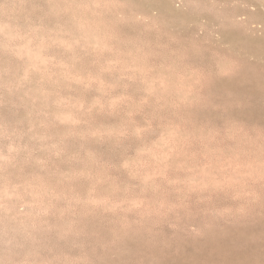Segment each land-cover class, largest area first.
<instances>
[{"label":"rangeland","instance_id":"rangeland-1","mask_svg":"<svg viewBox=\"0 0 264 264\" xmlns=\"http://www.w3.org/2000/svg\"><path fill=\"white\" fill-rule=\"evenodd\" d=\"M14 2H15V4H14ZM70 3H72V2L69 1V4ZM88 3L93 7H97V6H99V8L101 7L100 10L104 14H109V13L117 14L118 12L123 11L122 10L123 4H122V2H120L118 0H93V1H88ZM76 4H78L79 7H81L83 5L80 6V4H86V2L81 3V1H78ZM28 5H29V3H27L26 0H23V1L22 0H15V1L14 0H0V7L2 6L1 9L2 8L4 9V7H5V9L2 10L3 12L0 11V17H2L0 19V20H2V21H0V28L4 29L3 30L4 32L1 31L2 29H0V36H2V38H3L6 35L7 38H10V39H8V41H7V39L4 40L6 42L0 41L1 42L0 52L3 51V52H7L5 54H8V55H5L2 52L5 55L4 56L2 53H0V57H1L0 58V60H1L0 64L2 63L3 65L2 64L1 65L5 66L4 69H3V67H1V69H0V110L2 109L1 107H3L2 111L0 112V198H1L0 200L3 199L2 201H0V206L2 203L3 206H7L8 208L7 207L6 208L11 210L12 209L11 207L13 205H15L16 201L19 203H25L28 200L30 202H28V204L27 203H25V204H27L29 206L28 210H30V211L28 213L31 212L29 215H25L26 217H24L23 219H19L20 221L18 219H12L11 220L5 214H4V216H2V218L0 216V255L2 254L0 256L1 257L0 258V262H1L0 264H13V263L19 264L18 259L20 260L21 257L24 258V256L26 254H27V256H25V257H29L30 259H32V264H39V263L40 264H159V263L160 264H166L163 260H162L163 262L161 261V258H164V257H160V256L158 257L155 255V258H154V256H152L151 252H148L146 249L144 250V248L141 249V247L138 245V242H137L139 235L140 236L142 235L141 237H143V236L148 237L149 236L148 238L146 237L147 241H149V239H150L151 241H149V243L151 242V244H153V245H156V243L159 244L158 246L161 248H164V250H166L165 252L168 253L167 257L169 256V254L172 253L171 255L173 257H171V255H170L171 258H174V256L176 257V255H178V253L183 252L180 249H178L176 246H174V244L171 243L172 245H169L170 241L173 242V239L176 240L177 238H180L178 240H180L184 243H186L188 241L185 245V249H186L185 251L187 254H188V252L193 253V251L198 252V257L200 258V264H246V263H251V261H252L251 264H264L263 260L257 261L255 259H253V254L264 255V192L261 193V195L259 196L257 201H255L251 205H248L249 207L246 208L247 209L246 212L242 213V215L239 218L237 217L235 220H234V218L230 219V220L227 218L221 219V217H218V215H216V213H214L212 210H210V209L207 210V206H209L208 205L209 202H210L211 208H212V205H214V204H211L212 200L209 201L208 197H207L208 199L205 198L204 201H202V199L198 200L200 202V203L197 202L198 205H196L194 203L195 201L194 202L191 200L189 201V199H191V197H187L188 199L185 198L184 200L183 199L182 200L183 201L188 200V201L187 202L185 201V203L183 202L181 204V201H182V200L180 201L181 198L180 199L177 198L179 196V194H178L179 191L177 192L176 189L171 190V188H178L177 185L178 184L180 185V181L177 182V181L173 180L175 182H172L170 179V175L171 176L173 174L178 175L179 173L182 172L181 170L180 171L177 170L178 172L175 170L174 171L175 173H172L173 172L172 170L170 173V170H168L169 171L168 174L170 173L168 175L170 181L168 178H166V180H168L171 184L169 182H167L166 180H164L165 176L168 177L167 175H165L164 177H162L163 176L162 175L160 177L161 179L163 178V180H161L162 183L159 182V180H160L159 178L156 179L159 182V183L156 182L157 184L154 182L155 181L154 179L157 176L155 175V177H154L153 175H151L153 178H150V179L154 180V181L152 183V182H150V180L148 178L147 180L149 181V183L154 184V185H159L160 183L161 184L159 186V190L153 189V191L155 190V192L150 190V188H154V187L158 188V186H154V185L150 186L149 183H146V181H147L146 178L149 177V176H147L148 171H151L150 173H148V175L152 174L153 172H156L155 168L152 169L150 167V165L147 167V165L149 164V161L152 158V157H148V156H150V155H148L149 151L145 150L148 156L146 155V153H144L145 151L143 152L144 154H141V155H144L145 157H147V159H150V160L146 161V158L144 156L139 155V158H140L139 160H141V163L136 164V165H139L136 167L140 168V170H138L137 174L139 175L140 174L139 172L142 171V173L136 177L142 178V179L138 180L137 178L135 179V178L131 177V179H132V181H131V179H129L130 174L123 168V166L120 165V163L119 164L117 163L118 162L117 154H119V152H121V151H123L124 153L127 152L128 155L131 153L133 156L136 155L134 153L135 150L133 148H136V146H137L136 143H138L139 141L137 142V141H135V139L133 141V136L131 133H129V126L132 125V123H133L132 121H134L133 124L143 123V126L145 128L143 127L141 129V131H143V130L144 131L141 132V134H143V135L140 136V137H142V140L140 139L142 142L140 141L138 144H142V143L144 144L143 140L144 141L147 140V141H145L144 145L148 146L147 147L148 150H152V151L154 150L153 151L154 154H156V152L158 153V150L160 149V148H158L159 147L158 145L153 144L154 142H156V143L159 142L160 139H158L156 141L157 137L161 138V132H159V128L161 131L168 124L173 125L175 123L174 126L176 127V123H178L177 125H180L181 127L180 126H178V128L176 127L175 131L177 133L182 134V138L180 139L181 141H179V139L177 140L178 141V143H177L178 144V150H179L178 156H181L180 157L181 159L186 158L185 160H187V162L189 161L188 159H190V162L187 165H189L190 163H196V161H197V163L192 164V165H198L201 163V160L203 162V160L206 158V155H203L204 156L203 157L202 154H205L207 152V150H206L207 146H205V145H207V139H204L205 137H204V134H202V133H204V130L207 131L209 129L208 128V126H209L208 122H206L207 121L206 114H207L209 107H208V103H207V96L205 94L206 92L204 89V82H205L204 79L206 78L205 77L206 70L203 67L202 63H200L199 61L194 62L193 60H191L188 57L183 58V60L179 63V65H181L183 67L182 69H184V67L186 66L185 69L190 68V70H192V72H194L193 77L195 76L194 77L195 82H193V83L199 84V86H201L200 88H202V86H203L202 89L196 88L194 90V92L200 93V96L196 99L197 101H194L192 106H190V108H188L189 111L187 108L180 109L181 108L180 107L178 109H174L173 107H168V106L165 107L163 104L162 105L160 104L159 100L161 98L159 99L157 97H154V98L151 97L152 98L151 101L153 103L151 101H150L151 103L150 102L147 103L145 100H142L143 98H138V100H137L138 95L142 92L144 93V90H136L135 89V86H138V85L140 86L141 83L143 84L144 80L142 78H140L138 76V78H140V79L136 78V80L133 79L135 81L132 80L130 82L127 81V80H130L127 77H126L127 79L125 77L124 78L121 77L120 80H119V78L114 77L115 78V80H114V78H112L111 76L109 77V75L112 73V71L109 74L107 71L105 72V70H103L104 72H102L103 68H100L101 65L99 64V61L96 62L97 61L96 59L103 56L102 54L113 53L112 50L117 47L116 43L112 44V47L114 45V48L111 47V48H107V50H105V51H100V52H102V54L99 55L98 54L99 51L95 52L91 47L92 45L87 41V37L90 34L83 33L81 35L80 34L75 35L74 33L69 32L71 34V35H69V33L64 32V30L57 32V30H55V28H49L47 26V23L42 24L43 23L42 21L39 22L40 18L37 19L35 16H34L35 18L30 17L26 11V8H24ZM14 6L18 9H16ZM13 7H14V11H11V9L13 10ZM9 8H10V10H9ZM81 9H82V11L86 10V12L90 11L89 8L81 7ZM9 11H11V13L14 12L13 14H11V16H13V17H11L9 15L10 14ZM22 11L24 13L21 14ZM1 13H3V14H1ZM14 14L19 17V20H20L19 24L16 23V21H13V19L15 20ZM27 14H28V16H27ZM120 15L122 16V14H120ZM31 18L32 19L34 18V19L31 20ZM36 20H38L39 24H37ZM29 21H32V22L34 21L33 22L34 24H32V22H29ZM24 22L27 25V26L25 25V27H24V24H25ZM35 23L37 25H35ZM15 24H17V26ZM41 24L43 26L45 24L46 25L44 27H42ZM29 25H31V26L35 25L36 27L34 26L32 28L31 26L29 27ZM86 26L87 25H84V28H83L84 30L88 29V26L87 27ZM42 28H45L44 31H41V30H43ZM47 29H48V31H47ZM50 29H52V31L53 30L54 31L52 32V31H50ZM140 29L139 30L134 29L132 32L118 31L119 33L116 32V33H118L116 37L122 36L121 38H124L126 40V42H124L125 40L123 41V39H120V41L125 43V45H127V37H134V40H136V41H139V39H140V41L142 40L144 43L139 41L136 43V45L140 46L142 44L141 46L144 47V48H142L143 53L145 51L148 53H150L152 51V52H156V54L159 50L157 45L160 46L161 44L163 45V43H165V46H167V44L169 45V44L177 43L180 41L178 39H181L178 36L180 30L178 28H174V27L173 28L167 27V29H166L160 24H151V23L147 22V23H143L142 29L141 30ZM5 32H7V33H5ZM54 33H56V34H54ZM57 33H59V35H64L65 37L69 38L68 42H67L68 38L65 41V43H64L65 46L60 47L61 46L60 43L58 44V42L56 40H54V39L52 40V38H55V36L58 35ZM141 34H143V35H141ZM146 34L151 36L150 40H148L149 38H147V39L145 38ZM255 34L259 35L258 37L263 36L262 32H258ZM83 35H84L85 39H84ZM81 37H83V38H81ZM172 37H174V38H172ZM109 39L115 40L116 38H113L111 36V38H109ZM117 39L119 40V38H117ZM72 40L74 41V43H72ZM109 41L112 42L111 40H109ZM103 42H105L104 44L110 43V42L108 43L106 41H103ZM139 43H140V45H139ZM147 43L148 44L150 43L151 45L150 44L148 45ZM64 44H62V45H64ZM5 45H6V47H5ZM1 46H3V47H1ZM57 46H59V48ZM141 46H140V48H141ZM89 47H91V48H89ZM150 48H151V50H150ZM59 49H61V50H59ZM89 49H91V51L88 52ZM110 49H111V51H110ZM53 50H54V52H53ZM117 50H118V48H117ZM117 50L114 49V52H116ZM103 52H105V53H103ZM146 52L144 54H147V56L150 55ZM86 54H88V55H86ZM90 54L91 55L94 54V55H92V57H91ZM144 54H143V56H145ZM56 55L57 56L59 55V57H57ZM7 56L9 59L6 58ZM63 56H64V58H63ZM67 56L69 58L72 57L71 59L67 58L69 60H72V61H70L72 64L66 59ZM94 56H95V58H94ZM151 57H148V58L151 59ZM88 58H90V59L92 58V59L88 60ZM59 59H60V61H59ZM101 59H102V57H101ZM101 59H99V60H101ZM2 60H5L3 62H7V63H3ZM63 62H65V63H63ZM69 63L71 65H69V67L67 66L68 67V71H67L66 65H68ZM61 64H63V65L61 66ZM92 64H94L95 66H93ZM74 65L76 67L73 68ZM51 68H53V69H51ZM56 68L58 70L61 69L60 71H62V72H59ZM65 68H66V70H65ZM94 68L97 70H95ZM117 68L120 69V67H117ZM78 69L81 72L77 71ZM81 69L83 70V75H81L82 74ZM63 70L65 72L67 71L68 73L64 74ZM70 71H72V72H70ZM48 73H50L51 75ZM54 73L55 74L57 73L58 75L57 74L55 75ZM59 73L60 74L62 73L65 75V77L66 76L67 77L64 79V75H62V74L60 75ZM113 73H115V72L113 71ZM196 73H198V74H196ZM106 74H108V76H106ZM202 74H204V75H202ZM20 76H22V77H20ZM142 76H143V74H142ZM15 77H17V78H15ZM61 78L64 80H62ZM105 78H106V80H105ZM200 78H203V79H200ZM35 79H37V80H35ZM49 79H51V80H49ZM123 79L126 82H123L122 81ZM141 79H142V81H141ZM71 80L72 81L74 80L73 86L71 85L72 84ZM3 81H5V82L2 83ZM48 81H49V84H48ZM58 81L59 82L64 81L65 84H64V82L59 83ZM115 81H117V83ZM21 82H22V84H21ZM52 82H54V83H52ZM67 82H68V86H70V88L67 86ZM86 82H88V83H86ZM120 82L124 83V85L121 83L123 86H125L124 88L120 84ZM50 83L55 84L56 86L52 85ZM131 83H133V84L139 83V84L134 86ZM31 84H33V85L41 84V85H39V87H41V90H40V88L38 89V86L35 85L37 90H38V94L36 93L35 97L33 96L34 94L30 91V89H28V88H30ZM127 84H128V86H127ZM20 86H21V88H20ZM101 86H103V87H101ZM131 86L134 89L131 90L130 89ZM196 86H198V85H196ZM52 87H54L56 90L51 89ZM77 87L79 88V90H76V89H78ZM14 88H15V90H14ZM20 90H22V91L26 90V91L20 92ZM121 90H122V93H121ZM52 91H54L53 93L55 95L52 93ZM77 91H79V92H77ZM123 91L125 93L127 91L128 94L123 93ZM128 91L130 92L131 95L129 94ZM16 92H18V93H16ZM19 92L23 95L24 98H25L24 95H26L25 93H27L29 98L31 97L30 101H29V98L27 95L25 98L26 100L23 99ZM29 92H31V93H29ZM39 93H41L40 97H39ZM59 93L60 94L61 93L66 94L67 98L70 96L69 97L70 99L69 98L66 99V102L69 103V105L68 104L66 105V108H67L66 111L68 112L67 115L69 117L68 118L69 121L66 120L65 118H63V119L57 118L56 119V117L54 115H52V113L50 114V111H49L50 109H47V106L49 103H51V104L56 103V102H54V97L60 95ZM71 93H73L74 96ZM111 94H113V95L111 96ZM121 94L122 95L125 94L126 96L127 95L128 96L126 97L125 95H123V96H125L124 97L125 99H123V96ZM6 95H9L10 97H8ZM75 95H77V96H75ZM103 95L106 98H104ZM108 95H109L108 98L111 97L112 99L109 100L107 98ZM119 95H121L122 97L121 96L119 97ZM129 95H130V99H129ZM12 96H13V98L11 99ZM7 98L12 100L13 103L10 102V100ZM41 98H42V100H41ZM71 98H73V100ZM96 98L102 99L101 102L100 101L98 102V100L96 102ZM155 98H156V100H155ZM19 99L24 101V102H22V101L20 102ZM43 99H46L44 101V103L42 102ZM105 99H108L110 101V104H111V101H114L115 102L114 106L115 107L118 106V108L117 107L115 108L112 105L109 106L108 105L109 101L105 100ZM163 99L164 98L161 99V102ZM6 100H9L7 102L10 104H7ZM40 100L42 103L40 102ZM119 100H120V103H121V101H123V105H125L126 107L123 106L122 104H120ZM124 100H126V101H124ZM136 100L138 102L139 101L140 102L143 101V102L137 104ZM15 101H17V102H15ZM25 101H26V103H25ZM27 101L29 102L30 105L27 103ZM80 101H82V102H80ZM90 101H95L97 103L96 107H98L97 105L99 104L100 108L99 107L98 108L100 111L98 109H96L98 111H96L95 109H93V111H92V108L90 106ZM124 102H126V103L132 102L131 104L129 103V105L131 106V108L133 107V109L129 108L130 106L126 105V103H124ZM133 102H135V103H133ZM24 103L29 105V107L27 105H26L27 106L26 107ZM31 103H32V105H35V106H32ZM100 103H102V105H100ZM117 103H119V105H117ZM143 103H145V104H143ZM155 103L157 106L155 105ZM194 103H197V104H194ZM135 104H137V105L132 106ZM139 105L141 106V108H139L140 107ZM152 105H153V107H152ZM41 106H43L44 108ZM127 106H128V108H127ZM32 107H34V108H32ZM121 107L124 109H122ZM72 108H73V110H72ZM137 108L139 110H142L143 112L139 111V113H138ZM24 109H25V111H24ZM110 109L113 111H111ZM136 109H137V111H136ZM3 110L8 112V113H10L11 112L10 110H12V113H13V114L11 113L12 118L9 117L12 120H10L8 118V116L4 113ZM104 111H105V113H104ZM186 111H188V112H186ZM19 112L21 113V115ZM125 112H128L129 114L127 115V114H125ZM14 113L17 115L15 116ZM140 113H143L142 116H143L144 121L140 118V116H139ZM23 115L25 116V119H22L24 117ZM18 116H19V118H21V120L23 122L18 118ZM28 116H29V118H28ZM74 116H75V120H74ZM158 116L161 120L158 118ZM13 117H15L14 120H13ZM72 117H73V119H72ZM137 117H139L140 119L139 118L137 119ZM110 118H112V119H110ZM48 119H49V121H48ZM123 119H124V121L122 123L121 120H123ZM24 120H26V121H24ZM29 120H31V121L29 122ZM110 120L112 121V123H120V122L122 123V124L121 123L120 124L123 125L124 131L127 132L126 135H124V136L122 135L123 136L122 139L120 137L119 139H116V141H111L110 139L107 138L108 137L107 133L105 134L104 132L101 131L100 135L102 137L100 136L101 138L99 137V139L97 140L96 138H94L96 136L92 137V132L91 133L88 131L85 132L88 128L92 129L94 127H99V129H101L102 126H104L103 124L111 123ZM73 121H75V122H73ZM141 121H143V122H141ZM26 122H28V123H26ZM158 122H160L161 124ZM221 122H223V119L216 121L215 124L211 127V129H213V127H214V130H216V131L212 130L213 132L216 133V134L213 133L212 136H214V134H215V141H213V143H215V145L217 144V146H220L221 139H222L221 137H223L225 134V132H224L225 129H223L224 128V122L223 123H221ZM31 126H33V127H31ZM26 128H27V130H26ZM65 128L67 131L64 133H67V134H63V132H62L63 129H65ZM67 128L69 129L70 133H69ZM83 128L84 129L87 128V129L84 131ZM237 128H239V126ZM81 129H82V131H80ZM153 129H155V130H153ZM183 129L185 131L182 133ZM40 130H41V132H40ZM102 130H104V129H102ZM186 133H187V135H186ZM36 134H37V136H36ZM102 134H104V137ZM222 134H223V136H221ZM106 135H107V137H106ZM191 135H193V136H191ZM86 139L88 141H86ZM89 139H92V141L95 140L97 144L94 145L93 143H90ZM193 139H195V140H193ZM88 142L90 144H88ZM146 143H149V144H146ZM53 144H54V146H53ZM91 144L93 145V147ZM134 144H135V146H133ZM96 145H97V147H96ZM151 145H153L155 147V149ZM185 146H186V148H185ZM195 146H198V148H199L198 149L196 147L198 149L197 152L195 150L196 148H192ZM201 146H204L206 148L201 147ZM182 148L183 149L185 148L184 150H186V151H189L192 148L191 150H193V152H191V151L185 152L184 150L180 151V149H182ZM201 148L205 149V150L203 149L204 153L201 152L202 151ZM112 152H116V153L113 154ZM180 152H185V153H181L179 155ZM194 152H196V153H194ZM215 152H214L215 158H217L218 160L219 159L222 160L221 158L218 157L220 155H216V154H220L219 151H217L218 153L217 152L215 153ZM88 153L89 154L91 153L90 154L91 156ZM115 154H116V156H115ZM186 154H188V155H186ZM132 155H130V156H132ZM221 155H222V153H221ZM184 156H187V157H184ZM141 157L142 158L144 157L145 160H142ZM191 158H192V160H191ZM184 159H183V162L181 164L186 163L184 161ZM194 159L195 160L197 159V160L195 161ZM61 160H63V161H61ZM198 160H200V161H198ZM145 161L147 164L146 168L150 167L151 170H149V169L146 170L145 167H144L145 170L141 169V168H143L142 166H143ZM151 161H153V160H151ZM218 162H222V161H218ZM49 163H51V164H49ZM93 163H94V165H93ZM150 163H152V165L154 164V162H150ZM218 164L219 165H217V171H215L214 174H211V175H214L215 178H214V176H212V178H210L209 172L207 174L208 177L205 176L206 175L205 173H204V175H201V176H203L204 179L205 178L209 179V180L205 179L207 182H211L212 181L211 179H215V181H213V182H216L219 184L220 181H222L221 180L222 179L221 178L222 177V171H221L222 167L219 168L218 166H221L220 165L221 163H218ZM118 165H120V166H118ZM187 165L184 164L183 166L186 167ZM53 166H55V167H53ZM68 166L72 167L71 168L72 170H70V168ZM144 166H145V164H144ZM66 167H67V169H66ZM77 167H79V168H77ZM90 167H91V169H89ZM136 167L134 166V168H136ZM152 167H154V166H152ZM83 168H84V170H83ZM184 169H186V168H184ZM195 169H197V168H195V167L191 168L190 167L186 171L191 172V171H195ZM200 169H201V166L199 167V170ZM68 170H70L72 172H68ZM136 170H137V168H136ZM89 171L90 172L92 171L91 173L93 175L90 174ZM186 171L184 170V172H186ZM43 172H44V174H43ZM66 172L68 174H72V178H71V175H70V177H66V178L63 177L62 175H65L64 173H66ZM144 172H146V173H144ZM38 173H40V174H38ZM42 174H43V176H42ZM145 174H146V178L144 180L141 175L144 176ZM176 175H174V176H176ZM174 176H172V177H174ZM76 178L80 182H82L80 180L81 178L83 180H85L84 183L87 185L84 188H87V187L90 188L89 186H91V183L93 181H95L96 186L94 185L93 187L96 190L97 189L98 190L97 191L94 190V193L98 192L96 194L102 198V202H101L102 204H107L109 199L118 197V192L121 194L126 192L127 194L132 195V194H134V190H135V191H137L136 193L143 194V197H144V195H146L144 193H147L148 197L151 196L148 198L146 195V197H145V199L147 198L148 200H150V202H148V200H146L147 201L146 202L143 198V201H145L144 205L145 206L147 205L148 207L151 206V208L150 207L149 208L144 207L146 209L143 210V206H141L143 204L142 203L140 205L142 207V208H140V210H137L139 208V207H137V209L134 212H133L134 209H132V211H130V210L122 211L123 212L122 214L120 211V214H121V216H123L122 218L126 224V226H125L126 231L124 232L126 235L122 234L120 236V234H119V236L118 235L116 236L113 234V232H117L120 229H122L123 227L121 228L120 224L117 223L115 220H113V219L109 220L108 219V217H107L108 211L103 212L101 210L100 212H97L94 215H93V213L90 214L93 217H91L90 215L88 216V214H86L87 216H85V215L80 216L79 215L78 211H79V208L81 206V203H83V200H82V202L77 201L78 200L77 197L82 192L83 187L81 184H79V181H76ZM63 179H64V181H63ZM67 179H68V182H71V183L73 182L72 184L69 183V186L66 183ZM133 179H134V182H133ZM91 180H92V182H91ZM136 180H138V181H136ZM140 180H143L142 184H145V188H148L143 193H141L139 190H137V188H143L144 187V185H143V187L140 186V182H141ZM43 181H45V182H43ZM176 182L178 184H176V185L172 184V183H176ZM183 183L184 182H182V184ZM77 184H79V185H77ZM146 184H148L150 186V188H149V186L146 187ZM172 185H173V187H172ZM246 185H247V182H244L242 187L248 188V186H246ZM65 186H68V187H65ZM79 186H81L82 188ZM93 187H91V188H93ZM108 187L109 188L113 187L112 190L110 188V191L108 194L105 195V193H101L100 188H102V189L104 188L102 190V192H104V190ZM161 187H163V188H161ZM43 188L45 189L44 191L41 190ZM48 188H49V191H47ZM63 188H65V189H63ZM77 188L78 189L81 188V189H79V191H78ZM134 188H136V189H134ZM219 188H221V186H219ZM34 189H37V190H34ZM7 190L11 193L7 192ZM99 190H100V192H99ZM111 191H113V192H111ZM121 191H124V192H121ZM128 192H130V193H128ZM1 193L2 194L4 193L5 196L3 197V195ZM6 193H8V194H6ZM39 193H41V194H39ZM54 194H56V195H54ZM74 195L75 196L78 195V196H76L74 198ZM159 195L161 197H159ZM30 197H31V199H30ZM63 198H65V199H63ZM168 198H170V199L168 200ZM75 199H77V200H75ZM103 199H104V202H103ZM172 199H175V200H172ZM18 200H20V201H18ZM22 200H24V201H22ZM164 200H165V202H164ZM166 200L168 202L172 201L173 205H175V206L177 203V206L176 207L174 206L176 209L172 208V204L170 205V203H172V202H170L167 205L168 202ZM176 200H177V202H176ZM3 201H5V203H3ZM6 202H8V204ZM32 202H33V204H31ZM63 202H65L66 204ZM67 203L70 205V207ZM212 203H213V201H212ZM9 204H11V205H9ZM184 204H186V205H184ZM45 205L48 206V210L46 211L48 214L45 212V210H46ZM32 206H34V207H32ZM198 206H200V207L198 208ZM1 207H0V209H1ZM185 208H187V209H185ZM38 209L40 210V213H39ZM205 209L207 211H204ZM151 211L153 213H151ZM42 212H43V214H42ZM128 212H129V214L131 212V214L129 215ZM144 212H146V213H144ZM158 213H160V214H158ZM125 214H126V216H125ZM147 214H149V215H147ZM159 215H161V216H159ZM61 217H62V219H61ZM83 217L89 218L90 222L86 221V219H84ZM124 217H125V219H124ZM191 217L198 218L200 220L204 219V220H202V222H204V225H203L204 230L203 229L202 230L196 229L193 231H189L187 229L185 230V224H186L185 222L187 220L192 219ZM218 218H220V219L218 220ZM58 219H59V224L56 225L55 223L58 222ZM21 220H22V222H21ZM144 220H146V221H144ZM3 221H5V222H3ZM11 221H12V223H11ZM66 221H68L67 226H69V227H66L67 229L63 226V224H66L65 223ZM107 221H108V223H106ZM62 222H63V224H61ZM173 223H175V224H173ZM104 224H105V227H104ZM216 224H217V226H216ZM16 226H18V227H16ZM21 226H22V228H21ZM47 226H49V227H47ZM107 227H110V228H107ZM235 227H236V229H235ZM102 228H103V231H102ZM205 228H206L207 232L205 231ZM15 229H16V231H15ZM165 229H166V231H165ZM127 230H128V232H127ZM162 230H163V232H162ZM28 231H30V232H28ZM61 231H62V235L59 233L61 235L60 236L58 234V232H61ZM104 231H106V232H104ZM139 232L141 234H139ZM154 232H155V234H154ZM136 233L138 234V236ZM212 233H213V235H212ZM29 234H30V236H29ZM106 234H107V236H106ZM134 234H136V235H134ZM163 237H165V239ZM182 238H183V240H182ZM208 241H210V242L208 243ZM5 245H7V246H5ZM25 245H26V247H25ZM187 245L188 246L193 245L194 247L192 246V248L191 247L188 248V247H186ZM207 246H209V247H207ZM11 248H12V250H11ZM197 249L198 250L201 249V250L198 251ZM203 249H205V250H203ZM10 251H11V254H9ZM177 251H178V253H177ZM241 252H242V254H241ZM6 253H8V254L6 255ZM35 254H36L37 258L35 257ZM215 254H216V256H215ZM240 256L242 258H240ZM140 257L146 258V259L143 258L144 262ZM238 258H239V260H238ZM41 259H42V261H41ZM158 259H160V260L158 261ZM260 259H262V258H260ZM34 260H35V262H34ZM44 260H46V261H44Z\"/></svg>","mask_w":264,"mask_h":264},{"label":"bare ground","instance_id":"bare-ground-1","mask_svg":"<svg viewBox=\"0 0 264 264\" xmlns=\"http://www.w3.org/2000/svg\"><path fill=\"white\" fill-rule=\"evenodd\" d=\"M15 1V0H14ZM23 1V0H22ZM69 1H71L72 3L69 4ZM78 1L82 2H86V4H80L83 5L81 7L83 8H89L90 11H82L81 7H79L78 4H76ZM88 1H93V0H26L27 3H29L28 6L24 7L26 8L27 13L29 14L30 17H36L37 19L40 18L39 22L42 21L44 23H47V26L49 28H55V30H57V32L64 30V32H72L75 35L77 34H83V33H88L90 35H88L87 37V41L92 45V49L96 52L99 51L98 54H102V52L100 51H105L107 50V48H111L113 43H116L117 47L114 48V45L112 48H114L115 50H118L116 52H114V49L112 50L113 53H108V54H102L103 56L102 59L101 57L96 59L95 61L98 62L101 65L100 68L102 69V72H104L103 70H105V72L107 71L108 74L112 73L109 75V77L111 76L112 78H119V80L121 79V77H127L130 80L127 81H132L133 79L136 80L142 78L143 84L141 83L140 86H135L137 84H133L135 86L136 90H144V93H138V98H143L142 100H145L147 103H149L152 98L151 97H157V98H164L160 104L164 105L165 107H173L174 109H185V108H190V106H192L194 101H197L196 99L200 96V93L198 92H194V90L196 88H200L201 86H199V84H195L193 82H195V76L193 77L194 72H192V70H190V68L182 69L183 67L181 65H179V63L183 60V58L188 57L191 60H193L194 62L199 61L200 63H202L203 67L206 70V75H205V79H204V89H205V94L207 96V103H208V111H207V121L208 122V130L205 131L204 130V139H207V148H206L207 152L203 155H206V158L203 160H201V163L198 165H192V164H196L197 163V159L195 160L196 163H190L189 165H187L190 162V159H188L189 161L187 162V160L184 161L186 163L187 166H183L184 164H181L183 162V159H181V156H178V139L179 141H181L180 139L182 138V134L181 133H177L176 127L178 128L177 125L178 123H176V127L173 125H166L164 127V129H162L160 131L159 128V132H161V138L157 137L156 141L158 139L159 142H154L153 144L158 145L160 148L158 150V153L156 152V154H154V150H148V146H145V141L147 140H143L144 144H138L141 140L142 137H140L141 135V129L144 127L143 123H138V124H133L134 121H132V125L129 126V133L132 134L133 136V141L135 139V141H139L136 146V148H133L135 151L134 153L136 154L135 156L131 154H127L124 153L123 151L119 152V154H117V159H118V164L120 163L121 166H123V168L130 174V178H137L136 176H139L142 171H140L139 175L137 174L138 170H140L139 165H136L137 163H141V160H139V155L146 153V151L148 152V156L147 153L146 155L148 157H152L151 161L150 159L146 158V161H149V164H146V161L143 164V168H141L142 170L146 168L150 165V167L152 169L155 168L156 172H153L152 174H149L151 171H148L147 173V177L146 178V174L143 176V179L146 180L149 178L150 182L153 183V181L156 183L158 182V180L156 179H160L159 182L162 183L161 180H163V178L161 179L160 177H164L165 175H169L171 173V170L173 171L172 173H175L174 171L176 170H181L182 172L179 173L178 175L173 174L172 177L170 175V179L172 182H179L180 181V185L176 182V183H172V184H178L177 187L178 188H171V190H175L178 192L179 191V196L177 197L178 199H180V201L183 199H188L187 197H191V199H189V201H195L194 203L196 205L197 202H199L198 200L204 201L205 198H207L209 201H211L212 208L210 206V202H209V206H207V210H212L214 213H216V215H218V217L222 218H227V219H233L234 220L238 217H240L242 215V213L246 212V208L249 207L248 205L253 204L255 201L258 200L259 196L261 195V193L264 192V0H118L120 2H122L123 4V11L118 12L117 14L115 13H109V14H104L99 6L97 7H93L91 6ZM5 3V2H4ZM25 3V2H24ZM80 3V2H79ZM15 4V2H14ZM13 5V4H12ZM27 5V4H26ZM96 5V4H95ZM2 7V6H1ZM0 7V11L4 10ZM7 7V6H6ZM15 7V6H14ZM14 7L13 10L11 9V11H14ZM18 7V6H17ZM20 7V6H19ZM22 7V6H21ZM16 8V7H15ZM18 9V8H16ZM106 9V8H105ZM7 10V9H6ZM10 10V8H9ZM21 10V9H20ZM8 11V10H7ZM11 11H9V15L11 16V14H13L14 12L11 13ZM117 11V10H116ZM115 11V12H116ZM3 12V11H2ZM18 13V12H17ZM24 13L23 11L21 12V14ZM3 14V13H1ZM5 14V13H4ZM8 14V13H7ZM6 14V15H7ZM27 14V16H28ZM122 14V16L120 15ZM25 15V14H24ZM23 15V16H24ZM15 20L13 19V21H16V23H20L19 17L17 15H15ZM22 16V17H23ZM13 17V16H11ZM26 17V16H25ZM29 17V18H30ZM34 17V18H35ZM2 17H0L1 19ZM33 18V19H34ZM22 19V18H21ZM26 19V18H25ZM31 18V20H33ZM2 21V20H0ZM10 21V20H9ZM24 21V20H23ZM35 21V20H34ZM33 21V22H34ZM37 24L38 23V20ZM28 22V21H27ZM32 22V21H29ZM32 22V24H34ZM151 23V24H160L162 25L164 28L167 29L170 27H174V28H178L180 30L179 32V38L180 40L177 43L174 44H167V46H165V43H163V45L161 44L160 46H158L159 50L156 54V52H146L150 55L147 56V54H144L142 51V48H144L143 46H138L136 45L137 42L140 41H136L134 40V37H127V45H125V43L121 42L120 39H123V41L125 40L124 38L121 37H116L117 34L119 33L118 31H122V32H132L134 29L139 30L140 28L142 29L143 23ZM25 23V22H24ZM35 23V25H37ZM41 24L42 27H44ZM17 26V24H15ZM26 23L24 24L25 27ZM34 25V26H35ZM84 25L88 26L87 30H84ZM27 26V25H26ZM31 25H29L30 27ZM34 26H31L32 28ZM86 26V27H87ZM36 27V26H35ZM47 27V28H48ZM38 28V27H37ZM46 28V27H45ZM45 28H42L44 31ZM1 31H3V28ZM140 29V30H141ZM36 30V29H35ZM48 31V29H47ZM50 31H52V29H50ZM49 31V32H50ZM54 31V30H53ZM52 31V32H53ZM146 31V30H145ZM153 31V30H152ZM4 32V31H3ZM2 32V33H3ZM8 32V31H7ZM5 32V33H7ZM118 32V33H116ZM258 32H262L263 36L262 37H258L259 35H256L255 33ZM11 33V32H10ZM42 33V32H41ZM63 33V32H62ZM67 33V34H68ZM157 33V32H156ZM163 33V32H162ZM56 34V33H54ZM58 35L55 36V38H52V40H56L58 42V44L60 43V47L65 46V41L67 40L68 37H65L64 35H59V33H57ZM138 34V33H137ZM5 35V34H4ZM3 35V36H4ZM69 35H71L69 33ZM68 35V36H69ZM143 35V34H141ZM140 35V36H141ZM157 35V34H156ZM74 36V35H73ZM110 36V37H109ZM111 36L114 39H109L111 38ZM126 36V35H125ZM124 36V37H125ZM9 37V36H8ZM53 37V36H52ZM70 37V36H69ZM84 37V35H83ZM81 37V38H83ZM143 37V36H142ZM48 38V37H47ZM72 38V37H71ZM70 38V39H71ZM119 38V40L117 39ZM146 39L149 38L148 40L151 39L150 35L146 34ZM144 38V39H145ZM174 38V37H172ZM8 41L6 35L2 38V36H0V41L3 42L4 40ZM73 39V38H72ZM85 39V37H84ZM137 39V38H136ZM145 39V40H146ZM176 39V38H175ZM109 40H111L112 42H110ZM155 40V39H154ZM51 41V40H50ZM69 41V38L67 40V42ZM106 41L109 44H104ZM147 41V40H146ZM0 42V44H1ZM6 42V41H4ZM103 42V43H102ZM126 42V40L124 41ZM140 42H143L142 40ZM148 42V41H147ZM72 43H74V41L72 40ZM144 43V42H143ZM3 44V43H2ZM5 44V43H4ZM64 44V45H62ZM68 44V43H67ZM71 44V43H70ZM89 44V45H90ZM148 44V43H147ZM146 44V45H147ZM150 44V43H149ZM148 44V45H149ZM49 45V44H48ZM57 45V44H56ZM69 45V44H68ZM67 45V46H68ZM115 45V46H116ZM145 45V44H144ZM151 45V44H150ZM70 46V45H69ZM156 46V47H157ZM3 47V46H1ZM6 47V45H5ZM59 48V46H57ZM89 47V48H91ZM148 47V46H147ZM150 47V46H149ZM154 47V46H153ZM3 49V48H2ZM87 49V48H86ZM149 49V48H148ZM155 49V48H154ZM153 49V50H154ZM7 50V49H6ZM61 50V49H59ZM147 50V49H146ZM151 50V48H150ZM149 50V51H150ZM5 51V50H4ZM85 51V50H84ZM91 51V49L88 50V52ZM111 51V49H110ZM3 52V51H2ZM0 52V53H2ZM54 52V50H53ZM59 52V51H58ZM4 54L7 52H3ZM2 53V54H3ZM57 53V52H56ZM62 53V52H61ZM87 53V52H86ZM91 53V52H90ZM105 53V52H103ZM3 54V55H4ZM58 54V53H57ZM71 54V53H70ZM89 54V53H88ZM86 54V55H88ZM95 54V53H94ZM92 54V55H94ZM143 54L145 56H143ZM2 55V56H3ZM8 55V54H5ZM4 55V56H5ZM13 55V54H12ZM49 55V54H48ZM54 55V54H53ZM62 55V54H61ZM64 55V54H63ZM92 55L90 54V56L92 57ZM52 56V55H51ZM57 56V55H56ZM98 56V55H97ZM55 57V56H54ZM59 57V55L57 56ZM83 57V56H82ZM88 57V56H87ZM99 57V56H98ZM148 57H151L148 58ZM1 58V57H0ZM8 58V56L6 57ZM64 58V56H63ZM69 58L68 56L66 57V59ZM72 58V57H71ZM69 58V59H71ZM95 58V56H94ZM93 58V59H94ZM97 58V57H96ZM4 59V58H3ZM9 59V58H8ZM65 59V60H66ZM67 59L69 62L72 60ZM92 59V58H91ZM90 58H88V60H91ZM101 59V60H99ZM189 59V60H190ZM7 60V59H6ZM5 60H2V62ZM12 61V60H11ZM60 61V59H59ZM62 61V60H61ZM87 61V60H86ZM153 61V62H152ZM1 62V60H0ZM14 62V61H13ZM85 62V61H84ZM91 62V61H90ZM186 62V61H185ZM191 62V61H190ZM189 62V63H190ZM3 63H7V62H3ZM11 63V62H10ZM65 63V62H63ZM71 63V62H70ZM66 65V67L71 64ZM183 63V62H182ZM188 63V62H187ZM186 63V64H187ZM2 64V63H1ZM0 64V69L2 66ZM67 64V63H66ZM98 64V65H99ZM191 64V63H190ZM5 65V64H4ZM7 65V64H6ZM60 65V64H59ZM63 64H61L62 66ZM80 65V64H79ZM78 65V66H79ZM93 66H95L94 64H92ZM181 66V67H180ZM189 66V65H188ZM18 67V66H17ZM20 67V66H19ZM68 67H67V71H68ZM76 67L75 65L73 66V68ZM91 67V66H90ZM117 67H120V69H118ZM72 68V69H73ZM81 68V67H80ZM98 68V67H97ZM53 69V68H51ZM55 69V68H54ZM57 69V68H56ZM71 69V70H72ZM93 69V68H92ZM95 69V68H94ZM99 69V68H98ZM192 69V68H191ZM20 70V69H19ZM58 70V69H57ZM61 70V69H60ZM58 70L59 72H62ZM66 70V68H65ZM76 70V69H75ZM82 70V69H81ZM97 70V69H95ZM3 71V70H2ZM26 71V70H25ZM56 71V70H55ZM64 72L68 73V72ZM79 71V69L77 70ZM93 71V70H92ZM99 71V70H98ZM110 71V72H109ZM113 71L115 73H113ZM24 72V71H23ZM51 72V71H50ZM72 72V71H70ZM81 72V71H79ZM88 72V71H87ZM196 72V71H195ZM20 73V72H19ZM199 73V72H198ZM196 73V74H198ZM50 74V73H48ZM55 74V73H54ZM57 74V73H56ZM55 74V75H56ZM60 74V73H59ZM62 74V73H61ZM60 74V75H61ZM62 74V75H64ZM80 74V73H79ZM100 74V73H99ZM98 74V75H99ZM105 74V73H104ZM108 74H106V76H108ZM143 74V76H142ZM18 75V74H17ZM51 75V74H50ZM54 75V76H55ZM58 75V74H57ZM70 75V74H69ZM68 75V76H69ZM83 75V70H82V74ZM204 75V74H202ZM87 76V75H86ZM138 76L140 78H138ZM22 77V76H20ZM24 77V76H23ZM51 77V76H50ZM53 77V76H52ZM63 77V76H62ZM67 77V76H66ZM64 75V79L66 78ZM81 77V76H80ZM14 78V77H13ZM17 78V77H15ZM25 78V77H24ZM33 78V77H32ZM57 78V77H56ZM82 78V77H81ZM108 78V77H107ZM114 78V80H115ZM126 78V79H127ZM20 79V78H19ZM59 79V78H58ZM62 79V78H61ZM62 79V80H64ZM141 79V81H142ZM203 79V78H200ZM25 80V79H24ZM37 80V79H35ZM43 80V79H42ZM51 80V79H49ZM70 80V79H69ZM106 80V78H105ZM133 80V81H135ZM194 80V81H193ZM54 81V80H53ZM72 81V80H71ZM74 81V80H73ZM72 81V86L74 85ZM123 82L124 79L122 80ZM139 81V80H138ZM5 81H3L2 83H4ZM38 82V81H37ZM44 82V81H43ZM55 82V81H54ZM52 82V83H54ZM59 82V81H58ZM60 82H64V81H60ZM59 82V83H60ZM105 82V81H104ZM111 82V81H110ZM113 82V81H112ZM117 83V81H115ZM50 83V84H52ZM57 83V82H56ZM58 83V84H59ZM88 83V82H86ZM115 83V84H116ZM122 82H120L121 84ZM128 83V82H127ZM22 84V82H21ZM46 84V83H45ZM49 84V81H48ZM65 84V82H64ZM114 84V85H115ZM124 85V83H122ZM121 84V85H122ZM12 85V84H11ZM36 85V84H35ZM30 85V91L34 94L33 96L35 97V94H38V90L36 88V86H38V89L41 87H39V85ZM47 85V84H46ZM45 85V86H46ZM55 85V84H52ZM70 85V84H69ZM113 85V86H114ZM122 85V86H123ZM198 85V86H196ZM14 86V85H13ZM18 86V85H17ZM44 86V87H45ZM48 86V85H47ZM51 86V85H50ZM56 86V85H55ZM67 86H68V82H67ZM71 86V87H72ZM128 86V84H127ZM49 87V86H48ZM47 87V88H48ZM70 88V86H68ZM99 87V86H98ZM103 87V86H101ZM125 86H123L124 88ZM21 88V86H20ZM50 88V87H49ZM78 88V87H77ZM203 88V86H202ZM200 88V89H202ZM27 89V90H28ZM51 89H55L54 87H52ZM73 89V88H72ZM131 90L134 89L130 88ZM8 90V89H7ZM10 90V89H9ZM15 90V88H14ZM13 90V91H14ZM48 90V89H47ZM56 90V89H55ZM61 90V89H60ZM70 90V89H69ZM75 90V89H74ZM76 90H79L76 89ZM111 90V89H110ZM12 91V90H11ZM22 90H20L21 92ZM26 91V90H23ZM22 91V92H23ZM29 91V90H28ZM51 91V90H50ZM105 91V90H104ZM112 91V90H111ZM9 92V91H8ZM19 92V93H20ZM29 92V93H31ZM54 91H52L53 93ZM58 92V91H57ZM79 92V91H77ZM81 92V91H80ZM108 92V91H107ZM129 92V91H128ZM136 92V91H135ZM138 92V91H137ZM18 93V92H16ZM28 93V94H29ZM56 93V92H55ZM65 93V92H64ZM106 93V92H105ZM122 93V90H121ZM123 93H125L123 91ZM127 93V91H126ZM125 93V94H126ZM11 94V93H10ZM21 94V93H20ZM19 94V95H20ZM27 95V93H25ZM39 93V97H40ZM54 94V93H53ZM60 94V93H59ZM70 94V93H69ZM73 94V93H71ZM81 94V93H80ZM119 94V93H118ZM117 94V95H118ZM123 94V95H125ZM128 94V93H127ZM130 94V92H129ZM136 94V93H135ZM26 95L25 98H26ZM31 95V94H30ZM55 95V94H54ZM53 95V96H54ZM78 95V94H77ZM75 95V96H77ZM113 94H111L112 96ZM116 95V94H115ZM122 95V94H121ZM119 95V97L121 96ZM122 95V96H123ZM131 95V94H130ZM130 95H129V99H130ZM8 97H10L9 95H6ZM22 98L25 99L23 97V95L21 94ZM28 96V95H27ZM38 96V95H37ZM69 96V95H68ZM74 96V94H73ZM83 96V95H82ZM106 96V95H105ZM121 96V97H122ZM126 96V95H125ZM123 96V99H125ZM128 96V95H127ZM126 96V97H127ZM140 96V97H139ZM19 97V96H18ZM70 97V96H69ZM68 97V98H69ZM88 97V96H87ZM99 97V96H98ZM104 97V95H103ZM109 97V95L107 96V98ZM114 97V96H113ZM5 98V97H4ZM13 98V96L11 97V99ZM21 98V99H22ZM29 98V96H28ZM31 98V97H30ZM29 98V101H30ZM44 98V97H43ZM66 97V94H60L56 97H54V102L56 103H49L47 106V109H50V114L52 113V115H54L56 117V119L60 118L63 119L65 118L66 120L69 121V117H68V112L66 111V105L69 103L66 102V99H68ZM89 98V97H88ZM102 98V97H101ZM106 98V97H104ZM9 99V98H7ZM40 99V98H39ZM52 99V98H51ZM70 99V98H69ZM73 100V98H71ZM109 100L112 99L111 97L108 98ZM105 99V100H108ZM122 99V100H123ZM10 100V99H9ZM6 100L7 104L8 103ZM20 100V99H19ZM26 100V99H25ZM42 100V98H41ZM40 100V102H41ZM46 99H43V103ZM100 101L102 99H97L96 98V102ZM108 100V101H109ZM136 100V101H137ZM156 100V98H155ZM5 101V100H4ZM22 100H20L21 102ZM32 101V100H31ZM126 101V100H124ZM128 101V100H127ZM10 102H12V100H10ZM17 102V101H15ZM24 102V101H22ZM35 102V101H34ZM33 102V103H34ZM41 102V103H42ZM74 102V101H73ZM82 102V101H80ZM95 101H90V106L93 109H98L99 110V104L97 105L98 107H96V103ZM118 102V101H117ZM143 102V101H141ZM140 101L136 102L137 104L141 103ZM152 102V101H151ZM150 102V103H151ZM13 103V102H12ZM26 103V101H25ZM24 103V104H25ZM27 103L29 104V102L27 101ZM105 103V102H104ZM120 103V100H119ZM119 103H117V105H119ZM126 103V102H124ZM128 103V102H127ZM126 105L130 106L129 103ZM132 103V102H131ZM130 103V104H131ZM135 103V102H133ZM153 103V102H152ZM20 104V103H19ZM23 104V103H22ZM82 104V103H81ZM115 102L110 101L108 102L109 106H114ZM123 105V101H121V103ZM132 105V106H136ZM145 104V103H143ZM197 104V103H194ZM27 104H25L26 106ZM30 105V104H29ZM29 105H27L29 107ZM32 105V103H31ZM41 105V104H40ZM43 105V104H42ZM100 105H102V103H100ZM156 105V103H155ZM24 106V107H25ZM26 106V107H27ZM35 106V105H32ZM38 106V105H37ZM125 106V105H123ZM122 106V107H123ZM127 106V108H128ZM140 106V105H139ZM157 106V105H156ZM5 107V106H4ZM43 107V106H41ZM49 107V108H48ZM105 107V106H104ZM115 107V106H114ZM113 107V108H114ZM118 108V106H116ZM115 107V108H116ZM121 107V108H122ZM126 107V106H125ZM138 107V106H137ZM153 107V105H152ZM162 107V106H161ZM222 107V108H221ZM3 109V107H1ZM34 108V107H32ZM39 108V107H38ZM44 108V107H43ZM69 108V107H68ZM131 108V106L129 107ZM141 108V106L139 107ZM2 109L0 110V112L2 111ZM5 109V108H4ZM28 109V108H27ZM102 109V108H101ZM124 109V108H122ZM133 109V107L131 108ZM138 109V108H137ZM136 109V111H137ZM73 110V108H72ZM79 110V109H78ZM96 110V111H98ZM111 110V109H110ZM129 110V109H128ZM127 110V111H128ZM147 110V109H146ZM150 110V109H149ZM4 111V110H3ZM11 112L8 113L6 111H4V113L9 117L12 118V110H10ZM25 111V109H24ZM45 111V110H44ZM75 111V110H74ZM73 111V112H74ZM100 111V110H99ZM113 111V110H111ZM125 111V110H124ZM139 111L141 112L142 110L138 109V113ZM189 111V109H188ZM186 111V112H188ZM14 112V111H13ZM21 112V111H20ZM19 112V113H20ZM40 112V111H39ZM67 112V113H66ZM79 112V111H78ZM95 112V111H94ZM109 112V111H108ZM143 112V111H142ZM146 112V111H145ZM152 112V111H151ZM176 112V111H175ZM12 113V114H11ZM18 113V114H19ZM47 113V112H46ZM105 113V111H104ZM116 113V112H115ZM2 114V113H1ZM26 114V113H25ZM92 114V113H91ZM111 114V113H110ZM125 114H129L128 112H125ZM143 113H140V118L143 120ZM153 114V113H152ZM14 115L16 116L17 114L14 113ZM13 115V116H14ZM21 115V113H20ZM40 115V114H39ZM105 115V114H104ZM126 115V116H127ZM138 115V114H137ZM136 115V116H137ZM151 115V114H150ZM180 115V114H179ZM24 116V115H23ZM27 116V115H26ZM73 116V115H72ZM89 116V115H88ZM142 116V117H141ZM39 117V116H38ZM49 117V116H48ZM92 117V116H91ZM128 117V116H127ZM146 117V116H145ZM15 117H13L14 120ZM19 118V116H18ZM29 118V116H28ZM27 118V119H28ZM41 118V117H40ZM45 118V117H44ZM54 118V117H53ZM139 117H137L138 119ZM139 118V119H140ZM159 118V116H158ZM184 118V117H183ZM10 119V118H9ZM21 120V118H19ZM25 119V116L22 118ZM26 119V120H27ZM33 119V118H32ZM51 119V118H50ZM73 119V117H72ZM77 119V118H76ZM112 119V118H110ZM126 119V118H125ZM160 119V118H159ZM175 119V118H174ZM223 119L224 122V128L225 129V134L223 136V134L221 136V143L220 146H217V144L215 145V143H213V141H215V132H213L211 129V127L215 124L216 121ZM12 120V119H10ZM24 120V121H26ZM39 120V119H38ZM74 120H75V116H74ZM87 120V119H86ZM108 120V119H107ZM127 120V119H126ZM149 120V119H148ZM161 120V119H160ZM164 120V119H163ZM170 120V119H169ZM185 120V119H184ZM22 121V120H21ZM28 121V120H27ZM31 120H29L30 122ZM49 121V119H48ZM64 121V120H63ZM111 121V120H110ZM124 119L121 120V122L123 123ZM139 121V120H138ZM144 121V120H143ZM141 121V122H143ZM157 121V120H156ZM175 121V120H174ZM23 122V121H22ZM33 122V121H32ZM31 122V123H32ZM58 122V121H57ZM75 122V121H73ZM92 122V121H91ZM120 122V123H121ZM137 122V121H136ZM196 122V121H195ZM221 122V123H223ZM28 123V122H26ZM40 123V122H39ZM43 123V122H42ZM59 123V122H58ZM120 123H106L103 124L104 126H102L101 129H99V127H94L92 129L90 128H86L84 129L85 132H92V137L96 138L97 140L99 139V137L101 136V131L104 132L105 134L107 133L106 137L108 139H110L111 141H116V139H119L121 137L126 135L127 132L124 131L123 129V125H121ZM160 123V122H158ZM192 123V122H191ZM70 124V123H69ZM84 124V123H83ZM151 124V123H150ZM161 124V123H160ZM164 124V123H163ZM149 125V124H148ZM158 125V124H157ZM221 125V124H220ZM239 128H237L238 126ZM92 126V125H91ZM146 126V125H145ZM162 126V125H161ZM33 127V126H31ZM63 127V126H62ZM153 127V126H152ZM181 127V126H180ZM191 127V126H190ZM70 128V127H69ZM73 128V127H72ZM145 128V127H144ZM61 129V128H60ZM68 129V128H67ZM104 129V130H102ZM181 129V128H180ZM24 130V129H23ZM27 130V128H26ZM71 130V129H70ZM73 130V129H72ZM128 130V129H127ZM155 130V129H153ZM66 128L63 129V134H67L64 133L66 132ZM69 131V129H68ZM82 131V129L80 130ZM79 131V132H80ZM178 131V130H177ZM181 131V130H180ZM185 130H182V133ZM216 131V130H214ZM34 132V131H33ZM41 132V130H40ZM125 132V133H124ZM179 132V131H178ZM198 132V131H197ZM196 132V133H197ZM206 132V133H205ZM70 133V131H69ZM81 133V132H80ZM95 135H94V134ZM214 134V136H212V134ZM159 134V133H158ZM194 134V133H193ZM199 134V133H198ZM201 134V133H200ZM218 134V133H217ZM87 135V134H86ZM104 137V134H102ZM123 135V136H122ZM153 135V134H152ZM187 135V133H186ZM37 136V134H36ZM193 136V135H191ZM61 137V136H60ZM102 137V136H101ZM100 137V138H101ZM131 137V136H130ZM147 137V136H146ZM145 137V138H146ZM195 137V136H194ZM214 137V138H213ZM84 138V137H83ZM82 138V139H83ZM156 138V137H155ZM202 138V139H203ZM217 138V137H216ZM85 139V138H84ZM132 139V138H131ZM141 139V140H140ZM147 139V138H146ZM188 139V138H187ZM152 140V139H151ZM195 140V139H193ZM217 140V139H216ZM63 141V140H62ZM84 141V140H83ZM86 141H88L86 139ZM89 139L90 143H93L94 145L97 144L95 140ZM150 141V140H149ZM88 142V144H90ZM142 142V141H141ZM153 142V141H152ZM196 142V141H195ZM206 142V141H205ZM66 143V142H65ZM81 143V142H80ZM121 143V142H120ZM59 144V143H58ZM118 144V143H117ZM133 144V143H132ZM149 144V143H146ZM151 144V143H150ZM30 145V144H29ZM44 145V144H43ZM92 145V144H91ZM189 145V144H188ZM54 146V144H53ZM132 146V145H131ZM135 146V144L133 145ZM153 146V145H151ZM44 147V146H43ZM93 147V145H92ZM97 147V145H96ZM198 148V146L192 147V148ZM152 148V147H151ZM153 148L155 149V147L153 146ZM152 148V149H153ZM186 148V146H185ZM184 148V149H185ZM191 148V149H192ZM195 149L196 152L199 149ZM203 148V149H204ZM132 149V150H133ZM183 148L180 149L184 150ZM189 150L191 152H193V150ZM202 149V148H201ZM203 152L204 153V151ZM128 150V149H127ZM131 150V149H130ZM146 150V151H145ZM205 150V149H204ZM145 151V152H144ZM160 151V152H159ZM185 152H189L184 150ZM219 151L220 154H216V155H220L218 156L219 158H221L222 160H218L217 158H215V154L214 152ZM41 152V151H40ZM117 152V151H116ZM116 152H112L113 154ZM129 152V151H128ZM144 152V153H143ZM185 152H180L179 155L181 153H185ZM194 152V153H196ZM199 152V151H198ZM215 152V153H216ZM42 153V152H41ZM54 153V152H53ZM130 153V152H129ZM200 153V152H199ZM218 153V152H217ZM222 153V155H221ZM89 154V153H88ZM91 154V153H90ZM89 154V155H90ZM191 154V153H190ZM132 155V156H130ZM183 155V154H182ZM188 155V154H186ZM199 155V154H198ZM197 155V156H198ZM91 156V155H90ZM116 156V154H115ZM88 157V156H87ZM142 158V160H145V158ZM187 157V156H184ZM204 157V156H203ZM217 157V156H216ZM64 158V157H63ZM62 158V159H63ZM67 158V157H66ZM82 158V157H81ZM59 159V158H58ZM203 159V158H202ZM218 161H222V162H218ZM55 160V159H54ZM65 160V159H64ZM71 160V159H70ZM114 160V159H113ZM192 160V158H191ZM58 161V160H57ZM63 161V160H61ZM83 161V160H82ZM115 161V160H114ZM113 161V162H114ZM140 161V162H139ZM200 161V160H198ZM80 162V161H79ZM150 162H154V164L152 165V163ZM63 163V162H62ZM61 163V164H62ZM143 163V162H142ZM218 163H221V166H218L219 168H221L222 171V181H220V185L215 181V179H211V182H207L206 180H209L207 178H203L204 173L206 174L205 176L208 177V172L210 173V178H212L211 174H214L215 171H217V165H219ZM9 164V163H8ZM51 164V163H49ZM55 164V163H54ZM60 164V163H59ZM76 164V163H75ZM90 164V163H89ZM92 164V163H91ZM17 165V164H16ZM85 165V164H84ZM94 165V163H93ZM118 165V166H120ZM142 165V164H141ZM140 165V166H141ZM154 167H152V166ZM14 166V165H13ZM49 166V165H48ZM51 166V165H50ZM65 166V165H64ZM92 166V165H91ZM134 166L137 168H134ZM201 166V169L199 170V167ZM23 167V166H22ZM55 167V166H53ZM69 167V166H68ZM97 167V166H96ZM145 167V168H144ZM146 168V170H151V168ZM197 168L195 169V171H191V172H187L186 170L189 168ZM18 168V167H17ZM16 168V169H17ZM61 168V167H60ZM70 170H72V167H69ZM79 168V167H77ZM85 168V167H84ZM83 168V170H84ZM93 168V167H92ZM186 168V169H184ZM15 169V168H14ZM57 169V168H56ZM67 169V167H66ZM91 169V167L89 168ZM186 172H184V170ZM68 170V172H72ZM82 170V171H83ZM168 170H170V173L168 174ZM15 171V170H14ZM63 171V170H62ZM125 171V172H126ZM207 171V172H206ZM41 172V171H40ZM78 172V171H77ZM86 172V171H85ZM84 172V173H85ZM88 172V171H87ZM90 172V171H89ZM92 172V171H91ZM90 172V174H92ZM118 172V171H117ZM178 172V171H177ZM202 172V173H201ZM54 173V172H53ZM96 173V172H95ZM94 173V174H95ZM123 173V172H122ZM146 173V172H144ZM155 173V174H154ZM40 174V173H38ZM44 174V172H43ZM42 174V176H43ZM65 175H62L63 177H70L72 178V174H68L67 172L64 173ZM78 174V173H77ZM52 175V174H51ZM79 175V174H78ZM93 175V174H92ZM151 175H153L155 177V175L157 176L154 180H151L150 178H153ZM160 175V176H159ZM41 176V177H42ZM58 176V175H57ZM60 176V175H59ZM84 176V175H83ZM122 176V175H121ZM151 176V177H150ZM40 177V176H39ZM74 177V176H73ZM90 177V176H89ZM126 177V176H125ZM51 178V177H50ZM64 178V179H65ZM166 178L169 179V176L164 178V180H166ZM215 178V176H214ZM60 179V178H59ZM63 179V181H64ZM88 179V178H87ZM92 179V178H91ZM94 179V178H93ZM142 179V178H137ZM169 179V181H170ZM177 179V180H176ZM57 180V179H56ZM55 180V181H56ZM61 180V179H60ZM71 180V179H70ZM82 182H80L77 178L76 181H79V184L82 185L83 189L82 192L76 196L77 201L82 202L81 206L79 208V215H85L88 214V216L90 214L93 213L96 214L97 212H100L101 210L103 212L108 211V219H113L115 220L117 223L120 224V227L122 229H120L117 232H113L114 235H118L120 234V236L122 234L126 235L124 232L126 231V224L125 221L123 220V216H121V214L123 213L122 211H132L133 212L137 209V207H139L137 210H140V208H142L141 206H143V210L146 209L148 206L144 205V202L146 200H148L147 198L145 199L147 193H144L146 195L143 194H138L136 193L137 191L134 190V194L129 195L126 192L125 193H119L118 192V197L116 198H112L108 200L107 204H102V198L100 196H98L96 193H94V190H96L93 186L96 184L95 181L92 182L91 180V186H89L90 188H84L86 187L87 184L84 183L85 180H83L82 178L80 179ZM128 180V179H127ZM136 180V181H138ZM175 180V181H173ZM217 180V179H216ZM62 181V180H61ZM67 181V182H66ZM65 182L68 184L71 182H68V179ZM72 181V180H71ZM90 181V180H89ZM99 181V180H98ZM132 181V179H131ZM140 186L144 187L143 188H137V190H139L141 193L145 192V190H147L148 188H145V184H142L143 180H140ZM167 182H169L168 180H166ZM45 182V181H43ZM64 182V183H65ZM87 182V181H86ZM107 182V181H106ZM134 182V179H133ZM158 182V183H159ZM182 182H184L182 184ZM219 182V181H218ZM247 182L248 188H243V183ZM73 183V182H72ZM71 183V184H72ZM78 183V182H77ZM136 183V182H135ZM139 183V182H138ZM144 183V182H143ZM146 183H149V181L147 180ZM160 183V184H161ZM170 183V182H169ZM57 184V183H56ZM77 184V185H79ZM98 184V183H97ZM150 186L154 185L149 183ZM157 184V183H156ZM159 185H154V186H158V188L154 187V188H150V186L148 184H146V187L149 186L150 190L153 191V189H157L159 190ZM168 184V183H167ZM171 184V183H170ZM114 185V184H113ZM182 185V186H181ZM50 186V185H49ZM65 186V187H68ZM75 186V185H74ZM96 186V185H95ZM219 186H221V188H219ZM81 187V186H79ZM81 187V188H82ZM93 187V188H91ZM138 187V186H137ZM173 187V185H172ZM188 187V188H187ZM204 187V188H203ZM55 188V187H54ZM53 188V189H54ZM57 188V187H56ZM70 188V187H69ZM79 188V189H81ZM111 188V187H110ZM110 188H106L104 190V192H102V188L101 189V193H105L108 194L110 191ZM113 188V187H112ZM111 188V190H112ZM163 188V187H161ZM165 188V187H164ZM47 189V188H46ZM65 189V188H63ZM78 189V188H77ZM78 189V191H79ZM124 189V188H123ZM127 189V188H126ZM136 189V188H134ZM6 190V189H5ZM37 190V189H34ZM40 190V189H39ZM41 190H45L44 188ZM67 190V189H66ZM98 190V189H97ZM96 190V191H97ZM156 190V191H157ZM165 190V189H164ZM170 190V191H171ZM16 191V190H15ZM14 191V192H15ZM49 191V188L48 190ZM51 191V190H50ZM55 191V190H54ZM69 191V190H68ZM71 191V190H70ZM126 191V190H125ZM175 191V192H176ZM3 192V191H2ZM7 192H9L7 190ZM13 192V193H14ZM52 192V191H51ZM50 192V193H51ZM100 192V190H99ZM113 192V191H111ZM117 192V191H116ZM124 192V191H121ZM150 192V191H149ZM155 192V190L153 191ZM11 193V192H9ZM49 193V192H48ZM54 193V192H53ZM74 193V192H73ZM76 193V192H75ZM130 193V192H128ZM165 193V192H164ZM169 193V192H168ZM2 194V193H1ZM8 194V193H6ZM18 194V193H17ZM33 194V193H32ZM41 194V193H39ZM45 194V193H44ZM157 194V193H156ZM166 194V193H165ZM177 194V195H178ZM3 197L5 196V194H2ZM38 195V194H37ZM43 195V194H42ZM56 195V194H54ZM117 195V194H116ZM158 195V194H157ZM156 195V196H157ZM176 195V194H175ZM74 195V198L76 197ZM171 196V195H170ZM2 197V196H1ZM2 197V198H3ZM19 197V196H18ZM67 197V196H66ZM148 197V195H147ZM151 197V196H149ZM148 197V198H149ZM158 197V196H157ZM159 197H161L159 195ZM168 197V196H167ZM37 198V197H36ZM45 198V197H44ZM143 198L145 201H143ZM153 198V197H152ZM166 198V197H165ZM204 198V199H203ZM1 199V198H0ZM18 199V198H17ZM31 199V197H30ZM62 199V198H61ZM65 199V198H63ZM156 199V198H155ZM170 198H168L169 200ZM177 199V200H178ZM3 200V199H2ZM0 200V201H2ZM12 200V199H11ZM27 200V199H26ZM41 200V199H40ZM154 200V199H153ZM175 200V199H172ZM176 200V202H177ZM181 201V204L185 201L187 202L188 200L185 201ZM20 201V200H18ZM24 201V200H22ZM21 201V202H22ZM33 201V200H32ZM42 201V200H41ZM56 201V200H55ZM68 201V200H67ZM167 201V200H166ZM201 201V202H202ZM207 201V200H206ZM28 202L30 201H26L25 203L28 204ZM37 202V201H36ZM40 202V201H39ZM50 202V201H49ZM60 202V201H59ZM70 202V201H69ZM104 202V199H103ZM147 202V201H146ZM148 202H150V200H148ZM165 202V200H164ZM168 202V201H167ZM166 202V203H167ZM172 202L169 201L167 203V205ZM175 202V203H176ZM179 202V201H178ZM3 203H5V201H3ZM8 204V202H6ZM25 203H19V202H15V205H13L10 209H7V206H3V204L1 203V209H0V216L2 218V216H4V214L6 216H8V218L12 219H23L24 217H26L25 215H29L30 213H28L30 210L29 206ZM41 203V202H40ZM65 203V202H63ZM143 203V204H142ZM174 203V204H175ZM180 203V202H179ZM191 203V202H190ZM200 203V202H199ZM206 203V202H205ZM12 204V203H11ZM9 204V205H11ZM22 204V205H21ZM25 204V205H24ZM33 204V202L31 203ZM30 204V205H31ZM42 204V203H41ZM47 204V203H46ZM51 204V203H50ZM66 204V203H65ZM68 204V203H67ZM75 204V203H74ZM142 204V205H141ZM147 204V203H146ZM152 204V203H151ZM163 204V203H162ZM172 204V208H175L177 206L173 205V202L170 203V205ZM187 204V203H186ZM184 204V205H186ZM21 205V206H20ZM38 205V204H37ZM69 205V204H68ZM141 205V206H140ZM207 205V204H206ZM35 206V205H34ZM32 206V207H34ZM39 206V205H38ZM46 206V205H45ZM156 206V205H155ZM175 206V207H174ZM179 206V205H178ZM205 206V205H204ZM4 207V208H3ZM7 207V208H6ZM31 207V208H32ZM70 207V205H69ZM146 207V208H144ZM151 208V206H149ZM148 207V208H149ZM163 207V206H162ZM169 207V206H168ZM195 207V206H194ZM200 206H198L199 208ZM3 208V209H2ZM57 208V207H56ZM73 208V207H72ZM170 208V207H169ZM192 208V207H191ZM34 209V208H33ZM32 209V210H33ZM45 212L48 210V206H46L45 208ZM53 209V208H52ZM61 209V208H60ZM77 209V208H76ZM176 209V208H175ZM174 209V210H175ZM187 209V208H185ZM39 210V209H38ZM54 210V209H53ZM68 210V209H67ZM169 210V209H168ZM172 210V209H171ZM182 210V209H181ZM189 210V209H188ZM206 209L204 211H207ZM43 211V210H42ZM121 211V214H120ZM146 211V210H145ZM164 211V210H163ZM184 211V210H183ZM182 211V212H183ZM187 211V210H186ZM49 212V211H48ZM62 212V211H61ZM147 212V211H146ZM144 212V213H146ZM149 212V211H148ZM155 212V211H154ZM28 213V214H27ZM40 213V210H39ZM47 213V212H46ZM59 213V212H58ZM67 213V212H66ZM151 213H153L151 211ZM157 213V212H156ZM174 213V212H173ZM34 214V213H33ZM43 214V212H42ZM48 214V213H47ZM54 214V213H53ZM129 214V212H128ZM127 214V215H128ZM131 214V212H130ZM129 214V215H130ZM160 214V213H158ZM162 214V213H161ZM185 214V213H184ZM60 215V214H59ZM145 215V214H144ZM149 215V214H147ZM186 215V214H185ZM91 217H93L92 215H90ZM126 216V214H125ZM141 216V215H140ZM161 216V215H159ZM30 217V216H29ZM79 217V216H78ZM129 217V216H128ZM144 217V216H143ZM147 217V216H146ZM189 217V216H188ZM4 218V217H3ZM57 218V217H56ZM73 218V217H72ZM71 218V219H72ZM84 219H86V221H89V218L87 217H83ZM127 218V217H126ZM132 218V217H131ZM192 219L187 220L184 224H185V230H189V231H193V230H202L204 227V222H202V220L204 219H198V218H194L191 217ZM62 219V217H61ZM125 219V217H124ZM128 219V218H127ZM160 219V218H159ZM188 219V218H187ZM220 218H218L219 220ZM3 220V219H2ZM99 220V219H98ZM9 221V220H8ZM20 221V220H19ZM51 221V220H50ZM49 221V222H50ZM146 221V220H144ZM217 221V220H216ZM2 222V221H1ZM5 222V221H3ZM15 222V221H14ZM22 222V220H21ZM24 222V221H23ZM56 222V221H55ZM54 222V223H55ZM68 221H66V224H63V222L61 224H63V226L69 227L67 226ZM92 222V221H91ZM162 222V221H161ZM215 222V221H214ZM8 223V222H7ZM6 223V224H7ZM12 223V221H11ZM48 223V222H47ZM108 223V221L106 222ZM9 224V223H8ZM56 225L59 224V219L58 222L55 223ZM118 224V225H119ZM164 224V223H163ZM175 224V223H173ZM219 224V223H218ZM4 225V224H3ZM2 225V226H3ZM15 225V224H14ZM18 225V224H17ZM49 225V224H48ZM108 225V224H107ZM106 225V226H107ZM110 225V224H109ZM116 225V224H115ZM19 226V225H18ZM16 226V227H18ZM62 226V225H61ZM161 226V225H160ZM182 226V225H181ZM214 226V225H213ZM217 226V224H216ZM220 226V225H219ZM15 227V226H14ZM49 227V226H47ZM105 227V224H104ZM171 227V226H170ZM9 228V227H8ZM22 228V226H21ZM25 228V227H24ZM110 228V227H107ZM133 228V227H132ZM152 228V227H151ZM175 228V227H174ZM26 229V228H25ZM67 229V228H66ZM131 229V228H130ZM163 229V228H162ZM210 229V228H209ZM236 229V227H235ZM5 230V229H4ZM63 230V229H62ZM133 230V229H132ZM131 230V231H132ZM145 230V229H144ZM204 230V229H203ZM225 230V229H224ZM16 231V229H15ZM22 231V230H21ZM38 231V230H37ZM103 231V228H102ZM147 231V230H146ZM152 231V230H151ZM166 231V229H165ZM205 231L207 232L206 228ZM23 232V231H22ZM30 232V231H28ZM43 232V231H42ZM41 232V233H42ZM47 232V231H46ZM106 232V231H104ZM128 232V230H127ZM136 232V231H135ZM138 232V231H137ZM163 232V230H162ZM33 233V232H32ZM40 233V232H39ZM48 233V232H47ZM62 235V231L58 232V234ZM66 233V232H65ZM134 233V232H133ZM160 233V232H159ZM204 233V232H203ZM234 233V232H233ZM22 234V233H21ZM27 234V233H26ZM43 234V233H42ZM57 234V235H58ZM59 234V235H60ZM137 234V233H136ZM134 234V235H136ZM139 234H141L139 232ZM143 234V233H142ZM155 234V232H154ZM206 234V233H205ZM13 235V234H12ZM44 235V234H43ZM56 235V234H55ZM58 235V236H59ZM60 235V236H61ZM191 235V234H190ZM209 235V234H208ZM213 235V233H212ZM28 236V235H27ZM30 236V234H29ZM107 236V234H106ZM138 236V234H137ZM142 236V235H141ZM139 235L138 238V245L141 247V249L144 248V250L146 249L148 252H151L152 256L155 255L156 256H160V257H164L161 258V261L163 260L166 264H200V258L198 257V252L197 251H193V253L188 252V254L186 253V249H185V245L186 243L178 240L180 238H177L176 240L173 239V242L170 241L169 245L174 244V246H176L178 249H180L183 252L178 253V255H176V257L174 256V258L171 254H169V258L167 257V252H165L166 250H164V248L159 247L156 243V245L151 244V242L149 243V241H151L149 239V241H147L146 237H141ZM206 236V235H205ZM217 236V235H216ZM224 236V235H223ZM233 236V235H232ZM13 237V236H12ZM104 237V236H103ZM115 237V236H114ZM149 237V236H148ZM147 237V238H148ZM152 237V236H151ZM27 238V237H26ZM165 239V237H163ZM176 238V237H175ZM22 239V238H21ZM58 239V238H57ZM157 239V238H156ZM160 239V238H159ZM4 240V239H3ZM54 240V239H53ZM183 240V238H182ZM193 240V239H192ZM69 241V240H68ZM155 241V240H154ZM158 241V240H157ZM185 241V240H184ZM211 241V240H210ZM208 241V243L210 242ZM148 242V243H147ZM190 242V241H189ZM172 243V244H171ZM191 243V242H190ZM161 244V243H160ZM193 244V243H192ZM241 244V243H240ZM168 245V244H167ZM166 245V246H167ZM168 245V246H169ZM191 245V244H190ZM194 245V244H193ZM192 245V246H193ZM7 246V245H5ZM192 246H186V247H191ZM244 246V245H243ZM26 247V245H25ZM194 247V246H193ZM202 247V246H201ZM209 247V246H207ZM249 247V246H248ZM251 248V247H250ZM14 249V248H13ZM17 249V248H16ZM34 249V248H33ZM177 249V250H178ZM231 249V248H230ZM247 249V248H246ZM12 250V248H11ZM27 250V249H26ZM198 250V249H197ZM201 250V249H200ZM198 250V251H200ZM205 250V249H203ZM209 250V249H208ZM242 250V249H241ZM14 251V250H13ZM25 251V250H24ZM56 251V250H55ZM142 251V250H141ZM244 251V250H243ZM9 252V251H8ZM58 252V251H57ZM56 252V253H57ZM170 252V251H169ZM258 252V251H257ZM22 253V252H21ZM143 253V252H142ZM211 253V252H210ZM234 253V252H233ZM8 253H6L7 255ZM11 254V251L10 253ZM62 254V253H61ZM146 254V253H145ZM191 254V255H190ZM214 254V253H213ZM242 254V252H241ZM2 255V254H1ZM0 255V256H1ZM31 255V254H30ZM171 255V257H170ZM221 255V254H220ZM244 255V254H243ZM5 256V255H4ZM10 256V255H9ZM27 256V254L25 255ZM21 257V259H18L19 264H32V259H30L29 257ZM32 256V255H31ZM30 256V257H31ZM150 256V255H149ZM216 256V254H215ZM219 256V255H218ZM242 256V255H241ZM240 256V258H242ZM33 257V256H32ZM36 257V254H35ZM63 257V256H62ZM252 257V256H251ZM1 258V257H0ZM15 258V257H14ZM37 258V257H36ZM44 258V257H43ZM49 258V257H48ZM142 260L145 257H140ZM150 258V257H149ZM152 258V257H151ZM262 258V259H260ZM17 259V258H16ZM139 259V258H138ZM146 259V258H145ZM157 259V258H156ZM246 259V258H245ZM253 259L260 261L263 260L264 263V255H258V254H253ZM3 260V259H2ZM160 259H158L159 261ZM216 260V259H215ZM239 260V258H238ZM242 260V259H241ZM16 261V260H15ZM42 261V259H41ZM46 261V260H44ZM43 261V262H44ZM66 261V260H65ZM150 261V260H149ZM160 261V262H161ZM162 261V262H163ZM228 261V260H227ZM237 261V260H236ZM35 262V260H34ZM37 262V261H36ZM144 262V260H143ZM1 263V262H0ZM158 263V262H157ZM217 263V262H216ZM252 263V261H251ZM251 263H246V264H251ZM14 264V263H13ZM40 264V263H39ZM160 264V263H159Z\"/></svg>","mask_w":264,"mask_h":264}]
</instances>
